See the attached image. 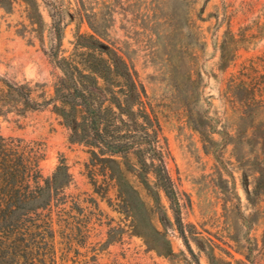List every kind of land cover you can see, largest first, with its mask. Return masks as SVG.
Here are the masks:
<instances>
[{"label": "rangeland", "instance_id": "1", "mask_svg": "<svg viewBox=\"0 0 264 264\" xmlns=\"http://www.w3.org/2000/svg\"><path fill=\"white\" fill-rule=\"evenodd\" d=\"M58 1L60 56L92 60L90 37L106 43L124 107L157 124L182 232L151 173L145 189L142 159L103 162L81 108L55 100L43 0H0V134L34 155L42 179L61 161L67 171L51 208L57 263L264 264V0ZM118 169L139 197L129 207Z\"/></svg>", "mask_w": 264, "mask_h": 264}, {"label": "trees", "instance_id": "2", "mask_svg": "<svg viewBox=\"0 0 264 264\" xmlns=\"http://www.w3.org/2000/svg\"><path fill=\"white\" fill-rule=\"evenodd\" d=\"M43 3L53 32V42L46 55L62 76L55 100L81 108L92 144L101 147V155L107 156L103 162L116 164L113 157L130 152L142 159L139 164L145 189L151 190L146 179L151 173L155 181L153 194L157 195L158 189L165 194L182 232L177 195L158 147L157 124L142 109L135 111L128 104L124 107L122 96L127 95L113 87V77L123 78L114 73L120 63L115 51L91 36L92 60L73 61L60 56L66 15L58 0H43ZM59 114L66 120L64 109ZM67 126L70 128L69 123ZM71 132L69 139L78 140L77 131L71 128ZM143 158L150 161L147 170L143 169L147 166ZM112 176L121 202L129 207L133 195L139 197L119 169ZM67 177L61 161L51 176L42 179L34 155L19 141L0 134V264H58L51 208ZM194 262L199 264L198 260Z\"/></svg>", "mask_w": 264, "mask_h": 264}]
</instances>
